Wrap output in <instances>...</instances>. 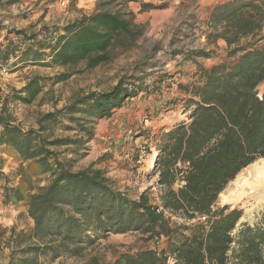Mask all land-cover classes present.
<instances>
[{
	"label": "trees",
	"instance_id": "obj_1",
	"mask_svg": "<svg viewBox=\"0 0 264 264\" xmlns=\"http://www.w3.org/2000/svg\"><path fill=\"white\" fill-rule=\"evenodd\" d=\"M148 7L142 5L143 10ZM206 26V44L223 41L227 60L199 68V83L184 88L190 95L183 109L186 120L157 135V204L150 203L146 192L137 200L129 198L91 165L73 171L75 160H60L56 150L71 146L70 154L81 157L95 137L96 124L137 97L141 87L119 81L109 91L77 95L63 108L40 114L36 128L30 129L15 123L7 102L0 105L2 153L49 178L35 193L31 187L22 191V181L4 189L6 203H20L33 222L30 232L19 238V246L28 243L19 253L30 256L21 264H35L42 256L80 259L98 240L123 234H138L154 246L164 241L165 246L124 253L113 264H264V211L252 224L237 226L240 209L213 210L226 186L264 158V92L257 90L264 83V0L221 3L212 9ZM142 35L131 13L99 11L37 34L0 22V68L50 58V66L84 63L93 69L109 63L110 53L133 49ZM182 57L194 61L209 55L198 50ZM67 77L62 74L58 80ZM41 82L32 77L13 92L12 101L32 104L42 92ZM64 119L72 125L64 130L75 132L74 138L54 135ZM2 164L0 159V169ZM24 171L21 166V178ZM86 264H98V259L89 257Z\"/></svg>",
	"mask_w": 264,
	"mask_h": 264
},
{
	"label": "rangeland",
	"instance_id": "obj_2",
	"mask_svg": "<svg viewBox=\"0 0 264 264\" xmlns=\"http://www.w3.org/2000/svg\"><path fill=\"white\" fill-rule=\"evenodd\" d=\"M199 2L141 0L124 4L122 0H0L1 26L26 30L28 34H37L43 28H62L99 11L131 13L134 22L143 28V35L133 49L110 53L111 61L97 68L86 69L84 63L68 67L50 66V58L34 64L18 61L16 67H8L5 71L0 68V105L7 102L15 123L23 129H30L36 128L35 122L40 114L63 108L77 95L106 92L119 81L126 87L128 84L141 87L139 98L128 101L131 103L128 107L125 104L114 113L115 122L111 128L108 127L110 123L96 124L95 137L85 145L81 157L70 154L71 146L56 150L60 160H75L73 171L91 165L104 173L114 189L129 198L137 200L146 192L150 203L157 204L159 190L155 186L156 177H153L157 135L163 131L164 124L174 123L175 116L186 120L188 113L183 109L190 95L184 88L199 83V68L209 69L227 60L226 50L206 44L203 36L208 31L204 21L206 11L204 7L197 11ZM143 4L149 7L143 10ZM197 12L204 14V18L196 15ZM198 50L207 53L209 58L183 59L182 54ZM45 54L48 55L49 50H45ZM62 74L68 77L59 81ZM32 77L42 79V92L30 105L13 102V92L21 90ZM257 90L259 94L264 92V83ZM66 126L72 125L64 119L54 135L74 138L76 133L64 130ZM0 159L3 162L0 169V264H21V259L30 256L19 253L28 244L19 246V238L30 232L33 222L20 203H6L4 189H13L22 181V191L31 187V192L35 193L48 184L49 178L34 173L32 167L27 169L26 164L3 154L1 148ZM21 166L26 177L19 175ZM247 168L229 184L239 177L243 180L251 170ZM221 194L213 210L222 206L240 209L242 218L237 226L252 224L264 211V202L257 204L247 199L241 203H223ZM172 219L182 223L180 219ZM162 246H165L164 241L154 246L138 234L110 235L98 240L80 259L61 256L51 260L49 256H42L35 264H86L89 257H96L98 264H113L124 253Z\"/></svg>",
	"mask_w": 264,
	"mask_h": 264
},
{
	"label": "bare ground",
	"instance_id": "obj_3",
	"mask_svg": "<svg viewBox=\"0 0 264 264\" xmlns=\"http://www.w3.org/2000/svg\"><path fill=\"white\" fill-rule=\"evenodd\" d=\"M248 168L251 170L243 180L237 178L223 191L221 194L223 203H241L247 199L254 200L257 204L264 202V158Z\"/></svg>",
	"mask_w": 264,
	"mask_h": 264
},
{
	"label": "crops",
	"instance_id": "obj_4",
	"mask_svg": "<svg viewBox=\"0 0 264 264\" xmlns=\"http://www.w3.org/2000/svg\"><path fill=\"white\" fill-rule=\"evenodd\" d=\"M227 1H229V0H200V7L197 9V11H201V10H203L202 9V7H204V9H205V18H204V14H199L198 12H197V14L196 15H201V19L202 18H204V21H205V23L208 21V17H209V15H210V13H211V11H212V9L215 7V6H217V5H219V4H221V3H224V2H227ZM207 8V9H206ZM262 34L264 35V27H263V30H262ZM215 47H219V48H221V49H223V50H225V43L223 42V41H218L217 43H216V45H215ZM209 50V49H208ZM140 96L138 95L137 97H135V98H139ZM134 99V98H133ZM133 99H131V100H129L130 102L131 101H133ZM144 99H149V98H146V97H144ZM130 102H126V107H128V105H130L131 103ZM120 111V110H119ZM118 112V111H117ZM185 115H186V113L185 114H183V116L185 117ZM115 115H113L110 119H108V120H101V121H99L98 123H100V124H102L103 123V125H107L106 123H110V124H108V127L109 128H111L112 126H113V123L115 122V120H113V117H114ZM176 118H175V120H174V123H172V124H170V122L168 123V124H164V125H166L165 127L164 126H162V127H164L163 128V131H167L168 129H170L174 124H176V123H178V122H180V121H182V120H180V119H182V118H178V117H180V116H175ZM172 122V121H171ZM105 123V124H104ZM112 131V130H111ZM156 154H157V152H156ZM155 182H156V180H155ZM158 190H160L158 187H156ZM159 193V192H158ZM25 214H27L26 213V210H25Z\"/></svg>",
	"mask_w": 264,
	"mask_h": 264
},
{
	"label": "built area",
	"instance_id": "obj_5",
	"mask_svg": "<svg viewBox=\"0 0 264 264\" xmlns=\"http://www.w3.org/2000/svg\"><path fill=\"white\" fill-rule=\"evenodd\" d=\"M178 186V185H177ZM177 186H175V187H177Z\"/></svg>",
	"mask_w": 264,
	"mask_h": 264
}]
</instances>
